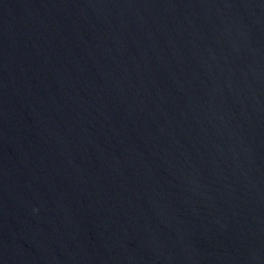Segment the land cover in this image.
Returning <instances> with one entry per match:
<instances>
[{
  "label": "water",
  "instance_id": "1",
  "mask_svg": "<svg viewBox=\"0 0 264 264\" xmlns=\"http://www.w3.org/2000/svg\"><path fill=\"white\" fill-rule=\"evenodd\" d=\"M0 264H264V0H0Z\"/></svg>",
  "mask_w": 264,
  "mask_h": 264
}]
</instances>
